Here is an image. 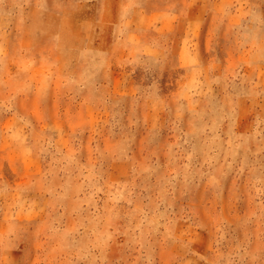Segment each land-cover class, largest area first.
I'll use <instances>...</instances> for the list:
<instances>
[{
	"label": "rangeland",
	"instance_id": "obj_1",
	"mask_svg": "<svg viewBox=\"0 0 264 264\" xmlns=\"http://www.w3.org/2000/svg\"><path fill=\"white\" fill-rule=\"evenodd\" d=\"M0 264H264V0H0Z\"/></svg>",
	"mask_w": 264,
	"mask_h": 264
}]
</instances>
